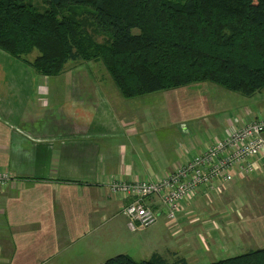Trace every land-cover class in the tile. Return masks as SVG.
I'll list each match as a JSON object with an SVG mask.
<instances>
[{
  "label": "crops",
  "instance_id": "1",
  "mask_svg": "<svg viewBox=\"0 0 264 264\" xmlns=\"http://www.w3.org/2000/svg\"><path fill=\"white\" fill-rule=\"evenodd\" d=\"M92 64H72L60 92L52 78L38 77L0 50V173L11 179L0 190V264H92L87 255L99 253L100 239L105 244L114 231L124 236L129 230L121 215L125 201L109 191L113 182L157 181L218 138L264 116V89L245 97L201 83L153 93H164L160 99L148 94L126 100L117 88L100 92L106 78L70 75L77 65ZM147 103L167 105L155 111ZM205 192L170 236L158 232L150 243L139 240L140 248L150 249L147 257L190 264L198 259L194 238L206 252L218 250L219 234H207L211 241L202 238L210 228L216 230L212 225L191 229L202 220L196 214H217L215 205L208 208ZM150 206L160 210L162 203L154 199ZM183 218L191 220L184 225ZM116 221L123 226L117 229ZM236 225L230 222L228 230ZM239 240L234 234L231 242ZM262 241L256 245L264 248ZM180 249L185 250L181 256Z\"/></svg>",
  "mask_w": 264,
  "mask_h": 264
},
{
  "label": "trees",
  "instance_id": "2",
  "mask_svg": "<svg viewBox=\"0 0 264 264\" xmlns=\"http://www.w3.org/2000/svg\"><path fill=\"white\" fill-rule=\"evenodd\" d=\"M0 50L48 78L101 63L126 100L201 83L251 97L264 89V0H0ZM210 264H264V248Z\"/></svg>",
  "mask_w": 264,
  "mask_h": 264
},
{
  "label": "built area",
  "instance_id": "3",
  "mask_svg": "<svg viewBox=\"0 0 264 264\" xmlns=\"http://www.w3.org/2000/svg\"><path fill=\"white\" fill-rule=\"evenodd\" d=\"M260 176L264 177V116L261 115L218 138L167 176L154 182H113L109 191L125 201L121 215L127 219L129 230L136 232L155 226L163 216L171 226L173 223L176 226L202 191H208L205 193L211 200L237 181ZM10 180L9 175L0 173V190L8 187ZM154 199L161 201L160 210L150 206Z\"/></svg>",
  "mask_w": 264,
  "mask_h": 264
},
{
  "label": "rangeland",
  "instance_id": "4",
  "mask_svg": "<svg viewBox=\"0 0 264 264\" xmlns=\"http://www.w3.org/2000/svg\"><path fill=\"white\" fill-rule=\"evenodd\" d=\"M100 39L102 40V37H99V40ZM19 61L24 62L22 60ZM72 64L75 63L69 62L66 65V70L72 68L73 67ZM76 64L85 65L86 63L79 62ZM79 67L80 66L77 65L76 70L73 69L72 71H69L70 75L76 78L78 76L82 78H90L91 76H93V77L108 79L107 84L104 83L103 87L99 85L100 92L102 93H104V91L107 92V90H110V92L112 93L113 89H116V86L114 85L112 79L107 74L105 68L101 63H96L95 65L92 64V66L89 67L87 66H82L80 68ZM30 68L33 69L32 67ZM36 75L38 77L43 78V76H40L37 73ZM64 77H66L64 73H62L58 77H51L52 83L57 85L58 89H60V92H62V90L64 89V87L62 86L63 84L62 79ZM58 81H59V86H58ZM108 85H111L112 88L108 87ZM64 93H66V91ZM163 95L164 93L153 94L152 99H156V98L160 99L162 98ZM239 97L243 99L242 96ZM147 104L150 106L151 109L155 111L159 110L156 109L155 107L158 106L166 107L167 105V103H163V104L159 103L157 106H154L153 104L150 103ZM185 127L187 126L181 125V129ZM237 182L238 183H236L234 186L231 187V188L234 187L232 191H230L231 188L229 189V191L232 192L229 195L227 194L224 197H222L221 195L216 196V198L211 199L210 203H209L210 199L209 200L207 199L208 208L214 205H215L214 207H217L216 210L217 214L214 217L212 215L213 218L210 216H208L209 218L203 216V213L200 215L196 214L197 216L202 217V220L198 222L196 226L191 227V229L193 231L197 230L198 226L202 225V223L204 225L206 224L212 225V227H214L216 230L213 231V229L210 228V230H207L208 232L206 231L205 233H203L202 238L205 237L207 239V234H211L212 237L214 235L218 236L219 234L220 237L217 238L219 239V241L221 240L222 243L220 242L217 243L218 250L212 248L210 252H206L204 249L200 248L198 244L200 243V240L198 239L199 242H197L194 238L191 244L197 248L196 250H198V259L197 261H192L190 264H210L227 258L245 254L251 250L263 248L256 245V243L257 240L259 242L263 240L262 242H264V177L263 176L252 177L245 179L242 182L239 181ZM229 191H225V193ZM212 200H214V202H212ZM207 210L208 209H205L203 211L206 212ZM192 217H195V215ZM214 218L217 219L214 220ZM188 220L189 219L187 218L186 220H183L182 223L186 225L188 224ZM230 222H234L237 224L236 227L234 228L235 231L233 229L228 230L230 227L229 226ZM116 226L117 229L121 228L123 226L122 222L116 221ZM174 228H175V223H173V225L171 226L166 220V218L163 216L159 219L158 223L155 226L148 228V230L146 231L130 234L128 230L125 232L126 235L124 236H118V231H114L112 237L109 236V241L105 242V244L101 242V239L99 240L98 243L99 253L88 254L87 257L92 258L90 259L92 264H103L107 260L121 254L128 255L130 258H132L137 262L145 261L150 259L149 257H147L150 252V249L148 248L146 251H144V249L140 248L139 246L142 245L139 244V240L144 242V239L147 240L149 238L148 243H150L151 240L153 241V239H155V236L157 235L158 232L170 236V231L171 229ZM252 229H254V231L256 229L259 232L258 233L255 232L254 235ZM234 234L240 235L241 240L239 241L244 240L246 241V243L240 242L238 245L239 241L236 243L231 242V239L234 238ZM235 245L238 246L237 249H235ZM184 252H185L184 249H180V251L177 254L181 256Z\"/></svg>",
  "mask_w": 264,
  "mask_h": 264
}]
</instances>
